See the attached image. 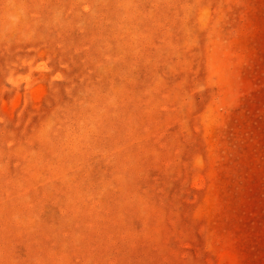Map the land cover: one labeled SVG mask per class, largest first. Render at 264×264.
<instances>
[{"label": "rangeland", "instance_id": "obj_1", "mask_svg": "<svg viewBox=\"0 0 264 264\" xmlns=\"http://www.w3.org/2000/svg\"><path fill=\"white\" fill-rule=\"evenodd\" d=\"M0 264H264V0H0Z\"/></svg>", "mask_w": 264, "mask_h": 264}]
</instances>
